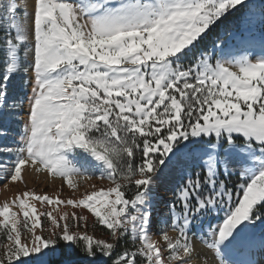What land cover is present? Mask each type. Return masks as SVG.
Here are the masks:
<instances>
[{
  "label": "snow or ice",
  "instance_id": "1",
  "mask_svg": "<svg viewBox=\"0 0 264 264\" xmlns=\"http://www.w3.org/2000/svg\"><path fill=\"white\" fill-rule=\"evenodd\" d=\"M0 182V264H264V0H0Z\"/></svg>",
  "mask_w": 264,
  "mask_h": 264
},
{
  "label": "rangeland",
  "instance_id": "2",
  "mask_svg": "<svg viewBox=\"0 0 264 264\" xmlns=\"http://www.w3.org/2000/svg\"><path fill=\"white\" fill-rule=\"evenodd\" d=\"M230 22L231 23H229L228 28L223 27L222 29H220V33L222 35V38L226 42H228L230 44H235L237 42V38L241 35V29L239 28V26L235 22L234 18H232ZM168 176L173 177V182L170 183L171 185L166 182V178ZM175 177H176V173H174V172L167 173L164 176V179L161 182V187L158 189V191L162 195L166 196L167 190L171 189L174 186ZM58 181L59 180H56L53 183L51 181H48L44 176H41L38 179L36 177L32 176V177L28 178V185L30 187H34L38 190H43V191H47V192L51 193V192L55 191L56 188L60 185V181L59 182ZM16 187L23 188V185L10 186V190H5L3 188L2 182H0V201L4 200L8 196H11L15 192ZM62 192L65 196H68L71 194L72 190L68 189L67 186L64 185ZM96 234H97V236L101 235L100 227H97ZM198 247H199V245H198ZM25 259H27V258H25Z\"/></svg>",
  "mask_w": 264,
  "mask_h": 264
},
{
  "label": "trees",
  "instance_id": "3",
  "mask_svg": "<svg viewBox=\"0 0 264 264\" xmlns=\"http://www.w3.org/2000/svg\"><path fill=\"white\" fill-rule=\"evenodd\" d=\"M232 18L233 17H229L227 20H225L223 22V24L221 26H218L217 31L220 32V29H222L223 27L228 28V25H229V23H231L230 21ZM50 264H58V261L55 258H52L50 261Z\"/></svg>",
  "mask_w": 264,
  "mask_h": 264
},
{
  "label": "bare ground",
  "instance_id": "4",
  "mask_svg": "<svg viewBox=\"0 0 264 264\" xmlns=\"http://www.w3.org/2000/svg\"><path fill=\"white\" fill-rule=\"evenodd\" d=\"M164 179V178H163ZM59 182V181H58ZM166 182L167 183H172L173 182V177H170V176H168L167 178H166ZM171 185V184H170ZM10 192V191H9ZM210 264H211V256H210Z\"/></svg>",
  "mask_w": 264,
  "mask_h": 264
}]
</instances>
